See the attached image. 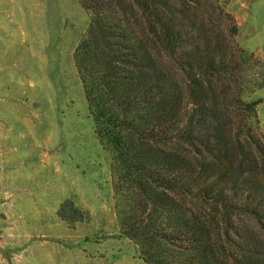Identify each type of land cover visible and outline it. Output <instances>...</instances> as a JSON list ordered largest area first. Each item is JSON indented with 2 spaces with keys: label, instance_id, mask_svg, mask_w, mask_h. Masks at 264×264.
Wrapping results in <instances>:
<instances>
[{
  "label": "trees",
  "instance_id": "16d2710c",
  "mask_svg": "<svg viewBox=\"0 0 264 264\" xmlns=\"http://www.w3.org/2000/svg\"><path fill=\"white\" fill-rule=\"evenodd\" d=\"M78 1L92 19L75 64L112 154L122 235L147 264H264L248 224L264 236V148L249 126L261 101L234 91L242 66L226 39L188 45L171 0H141L131 16V0Z\"/></svg>",
  "mask_w": 264,
  "mask_h": 264
},
{
  "label": "rangeland",
  "instance_id": "374dc122",
  "mask_svg": "<svg viewBox=\"0 0 264 264\" xmlns=\"http://www.w3.org/2000/svg\"><path fill=\"white\" fill-rule=\"evenodd\" d=\"M171 1L188 45L220 35L241 62L234 91L261 101L249 126L264 148V0ZM91 17L78 0H0V264H147L120 231L112 154L75 64Z\"/></svg>",
  "mask_w": 264,
  "mask_h": 264
}]
</instances>
